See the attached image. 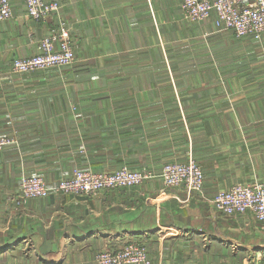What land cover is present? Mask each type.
<instances>
[{
	"label": "crops",
	"instance_id": "1",
	"mask_svg": "<svg viewBox=\"0 0 264 264\" xmlns=\"http://www.w3.org/2000/svg\"><path fill=\"white\" fill-rule=\"evenodd\" d=\"M11 1L13 17L0 19V123L18 137L15 147L0 153V264H97L100 251L128 241L144 245L153 264H264V221L252 212L226 215L212 203L218 191L238 181L264 182V37H236L233 29L215 24V12L190 23L183 0H49L60 7L44 20L29 17L24 0ZM63 22L75 49L72 65L11 72L14 57L37 53L41 38ZM201 35L204 44H197L193 60L182 61L179 73L170 44L189 46ZM156 53L175 87L164 93L173 103L164 109L178 116V124L145 116L142 104L163 92L99 90L107 101L94 105L88 92L77 90L78 79L87 76L152 86ZM189 81L198 88L184 90ZM113 98L121 104L113 105ZM190 98L199 99L196 109L204 115L198 136L188 119ZM111 123L124 130L119 146L142 141L158 150L122 147L113 160L108 147L96 151L92 131ZM135 125L139 134L126 132ZM179 143L186 151L196 148L204 173L200 192L165 188L158 177L91 196L52 192L21 206L8 199L22 173L51 183L79 163L91 168L94 161L118 160L158 173Z\"/></svg>",
	"mask_w": 264,
	"mask_h": 264
},
{
	"label": "built area",
	"instance_id": "2",
	"mask_svg": "<svg viewBox=\"0 0 264 264\" xmlns=\"http://www.w3.org/2000/svg\"><path fill=\"white\" fill-rule=\"evenodd\" d=\"M27 15L34 19H47L60 7L57 1L24 0ZM184 17L191 21L208 20L216 13L215 24L234 30L237 37H264V0H183ZM11 0H0V19L13 17ZM75 49L68 27L61 23L41 38L37 53L17 56L12 59L11 69L15 73L59 68L75 60ZM17 138H0V150L16 144ZM160 177L167 187L184 186L188 194L202 191L204 173L193 156L185 161H171L162 166L160 172L151 169H132L122 166L113 171H95L76 168L68 176L49 183L40 174L20 176L19 189L8 199L21 206L33 198L46 197L52 192L61 194L95 195L107 189L142 185ZM215 209L226 215L252 212L264 221V183L240 181L218 191L212 199ZM97 264H153L146 247L128 241L118 248H105L97 254ZM159 264H199L196 262H160Z\"/></svg>",
	"mask_w": 264,
	"mask_h": 264
},
{
	"label": "rangeland",
	"instance_id": "3",
	"mask_svg": "<svg viewBox=\"0 0 264 264\" xmlns=\"http://www.w3.org/2000/svg\"><path fill=\"white\" fill-rule=\"evenodd\" d=\"M186 21L193 23V22H191V20H188V19H186ZM238 38H241V37H238ZM204 39H205V37H203V35H201V37H195L189 41V46L181 45L180 43L170 44L169 49L171 50L170 52H172V54L174 56V62L179 61V65L177 68V71H179V73H181L180 70L182 68V61L186 62L189 59L193 60L194 59L192 57L193 53L195 55H197V51H198L197 44H204V42H205ZM207 52H208V50H207ZM75 58H76V56H75ZM156 58L159 62V66H158V71H157V80L152 81L153 82L152 86L149 85V84H151V83H149V81H142V80H136L135 79L134 81H118V82L107 83V82L99 81V79L96 76H87V77L78 79V81H77L78 89L77 90H80L81 92L82 91L88 92L91 96L88 97L87 100L90 101L91 104H94V105H101V101L107 99L105 97H103V98L98 97L97 92H99V90L104 91V90H108V89H110V90L147 89V90H157L158 92H163L161 96L159 95V97H157V98L149 99L148 101H146L145 103L142 104V106L145 107V111H146L145 116L148 119L149 118H158V121H163V122L168 121L169 123H175V122L179 121L178 116L172 112H168V109L165 112V109H164L165 107H168L171 105L173 106L172 98H170L168 96L165 97L164 93L166 92V93H168V95H171L170 92L175 90L174 83H173L172 79L168 78L167 73L169 72V69L163 65V61L157 55V53H156ZM241 67L242 68L246 67L245 61H243L241 63ZM59 68H61V67H59ZM59 68H48V69H59ZM48 69H42V70H48ZM171 70H173V68H171ZM36 71H40V70H36ZM36 71H32V72H36ZM11 72L15 73L14 71H12V69H11ZM27 73H30V72H27ZM193 73H195V72H192V73L189 72L188 74H193ZM197 88H198L197 85L193 86L192 83L190 82V84L187 85L184 88V90H186V91L187 90H196ZM109 100L114 101L113 105L121 104V103H118L119 99H117V98H113V99H109ZM198 100L199 99L190 98V105L194 109L192 108L191 114L188 115L189 122L191 123L192 128L194 129L196 136H198V127H199V124L201 123L199 121V119L201 116L204 117V115H201L200 113H198V111L196 109L197 104H198ZM105 101H107V100H105ZM125 101H131V100L126 99ZM205 116L213 117V115H205ZM205 121H207V119H205ZM111 125H112V123L108 124L107 126L103 127L102 129H95L94 131H92L93 136H91V137H93L94 139L98 138V139L93 140L94 143H96V145H97V146H94L97 149L96 151H98V150L103 151L102 149H105L108 147L109 150L111 151V153H113V154H109V155H111V158L113 160V158L115 156L120 155V153H117V149H122V147L119 146V143H118L119 141L117 140L118 133L121 132V129H118L116 126H111ZM4 126H5L4 123H0V138L6 137V136H9L12 138L18 137L17 133L15 132L16 130H14L12 128L6 129V128H4ZM120 136L124 137L123 135H120ZM16 144L7 145L6 147H4L3 149L0 150V153H2V151H4L7 148L15 147ZM117 145H118V148H116ZM183 147H185V143H183V145H181V143L176 145L174 147V149H172V151L169 152L168 156L165 157L163 164H166L167 162H171V161H185L189 158L190 155L193 156L197 160V154H196L195 146H193V148H192V146L190 145L189 148L187 149V151L184 150L185 148L183 149ZM125 152H127V151L125 150ZM119 162L120 161H118V160L109 161L108 163L107 162H96V161H94L91 168L90 167L84 168L81 166L80 163L75 164L71 167L72 169L70 170V173L67 174V176L69 174H71L74 171V169H76V168L93 169L95 171H113V170H116L122 166H128L127 163H122V164L120 163L119 164ZM197 162H198V160H197ZM23 174H37V173H22L21 176ZM156 179H158V177ZM254 181H258V180H254ZM254 181H251V182H254ZM238 182H240V181H238ZM259 182H262V181H259ZM262 183H264V182H262ZM164 187L166 188L167 186L164 185Z\"/></svg>",
	"mask_w": 264,
	"mask_h": 264
},
{
	"label": "trees",
	"instance_id": "4",
	"mask_svg": "<svg viewBox=\"0 0 264 264\" xmlns=\"http://www.w3.org/2000/svg\"><path fill=\"white\" fill-rule=\"evenodd\" d=\"M157 55L161 58V54L160 53H158ZM131 122L134 123L133 121H131ZM179 122H180V120L177 121V122H175V124H178ZM181 122H183V120H181ZM135 127H136V125H135ZM125 130H126V132H134L135 131L136 134H139V131H140L138 127L134 128V129H125ZM121 131H124V130L121 129ZM121 147H123L124 150H126L127 152L134 150L136 152L143 153V152L149 151L150 149L151 150H154V151L158 150V146L156 148H154L153 144H152V146H148L147 144H145L142 141H139L138 142V145H133V146L132 145H123ZM116 148H118V145H117ZM158 156H160V155H158ZM57 181H55V182H57ZM55 182H51V183H55Z\"/></svg>",
	"mask_w": 264,
	"mask_h": 264
}]
</instances>
